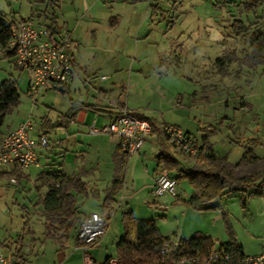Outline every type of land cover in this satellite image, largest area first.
I'll return each mask as SVG.
<instances>
[{
  "label": "rangeland",
  "instance_id": "rangeland-1",
  "mask_svg": "<svg viewBox=\"0 0 264 264\" xmlns=\"http://www.w3.org/2000/svg\"><path fill=\"white\" fill-rule=\"evenodd\" d=\"M247 4L253 7L249 12L244 10ZM41 6L35 0H0V12L17 17L29 16L31 9L36 12ZM54 12L70 30L76 28L75 54L90 84L115 85V92L124 85L121 100L129 97L144 114L176 124L198 138L203 127L214 126L208 139L215 152L232 163L240 159L246 138L264 142V61L253 66L239 62L250 51L248 33L237 34L233 25L235 19L245 25L248 20L264 25V0H58ZM122 41L125 47L120 49ZM228 52H234V61L218 66L216 59ZM3 53L0 50V82L15 78L19 100L5 114L2 128L22 119L36 122L47 113V106L59 110L67 103L68 95L58 92L40 95L36 103L25 96L29 73L15 68ZM102 75L106 79L100 80ZM252 149L264 156V145ZM183 157L190 163V157ZM185 185L186 181H179L176 192L183 194ZM137 198L133 203H138ZM10 200V194L0 198V252L1 242L9 240L21 224L20 210ZM212 204L217 207L197 211L199 215L194 212L195 217L180 216L172 208L167 223H162L158 205L151 206L156 212L151 208L138 214L153 219L161 232L175 226V217L185 225L194 222L218 241L227 240L228 222L245 254L264 253V192L247 197L244 206L240 194L223 196ZM116 218L120 223V216ZM110 248L115 256V248Z\"/></svg>",
  "mask_w": 264,
  "mask_h": 264
},
{
  "label": "crops",
  "instance_id": "crops-1",
  "mask_svg": "<svg viewBox=\"0 0 264 264\" xmlns=\"http://www.w3.org/2000/svg\"><path fill=\"white\" fill-rule=\"evenodd\" d=\"M49 1L52 3V7L48 6L47 1H45L41 2L42 6L40 8L35 9L36 12L31 9L34 14L33 18L40 24H45L44 14L48 16L53 14L57 28L68 30L72 41L71 53L75 73L71 83L63 91H59L58 88L47 87L36 97L35 101L40 95L46 96L53 92L67 94V103L59 110L50 105L47 106V113L41 115L38 121H33L34 124L30 119H22L13 127L2 128L0 126L1 134L7 130L17 128L22 122L29 121L31 128L27 133L30 138L34 139L40 134H44L49 140L48 146L36 147L35 152L38 156L36 164L23 169L0 168V198L10 194V201L18 206L21 219V224L16 233L9 240L1 242L2 252H0V255L10 256L21 264H83V249L77 239L80 222L92 212H101V204L106 192L114 179L118 178L122 181V188L115 195L110 222L104 234L87 249V253L96 262L103 264L109 257L116 258L110 251V247L115 248L122 234V215L125 211H132L136 218H144L139 216L138 210L143 213V211L146 212L154 208V212H156V208L151 206L158 205L163 210V213L159 216L162 223L168 222L167 215H169L168 213L172 208L177 209L180 216L183 217L187 215L195 217L198 212L202 211L184 206L180 201V199L188 198L193 192L187 180L182 179L187 182L186 187L181 190L183 194L176 192L175 195L166 193L156 196L153 193L155 176L161 171V164L157 162V155L162 149L173 154L181 166L191 165L194 158L190 157L189 160L191 161L187 163V159L174 146H171L169 141H165V145L162 146L160 137L156 132H152L144 140L139 151L127 158L125 168H122L119 137L105 132L91 133L89 131L90 127L101 128L109 124L117 117L118 108L124 106L130 112L137 111L145 117L156 120L159 125L172 123L159 122L155 117L144 114L140 108L130 102L129 97L124 101L121 100L124 85L115 92V89H113L115 85L111 87L109 85L104 86V84L100 86L90 84L86 68L81 66L75 54L78 51L79 43V36L75 32L76 28L70 30L71 27L68 26L66 20H60L54 12V7L58 6V0ZM94 3L96 5V2ZM87 5V2H84V9L89 11ZM50 8L52 9L50 10ZM6 15L11 21L30 16L17 17L11 13ZM37 15L40 16L37 17ZM123 47H125V44L122 41L119 48L123 49ZM0 50L2 49L0 48ZM3 54L2 56L12 62V56ZM104 79H106V76L100 80ZM28 81L29 75L25 84V96H27ZM87 86L91 89H88ZM111 101H115L116 105H112ZM172 125L177 126L176 124ZM185 132L196 137L198 144H200V139L195 134L189 131ZM58 173L63 174L66 178L77 179L82 183V191L74 187L68 189L74 197L76 211L74 225L66 235H63L62 229L56 223L52 225L55 227L54 232L46 229V225H49L50 222L43 215L41 201L47 190L44 184H40L42 177ZM172 173V175H175L174 172ZM11 179H15V181H11ZM179 181L176 182V185ZM10 189L11 193L9 192ZM129 189L130 191L134 189L135 192L130 194ZM120 192L121 196L118 198ZM136 197H138V203H133ZM93 199L98 202L96 204L92 203ZM123 202H125L124 205ZM117 216H120V223L119 220L117 221ZM175 218L177 219L175 226L166 232H161L157 226L161 234L167 236L170 241L175 242L180 238L187 239L195 232L211 236L208 230L200 228L201 226H198V224L189 221L185 225V223L178 221V217ZM114 219H116L117 226L113 230L112 222ZM212 239L215 241L212 246L213 249H216L219 243L226 241H218L213 237Z\"/></svg>",
  "mask_w": 264,
  "mask_h": 264
},
{
  "label": "trees",
  "instance_id": "trees-1",
  "mask_svg": "<svg viewBox=\"0 0 264 264\" xmlns=\"http://www.w3.org/2000/svg\"><path fill=\"white\" fill-rule=\"evenodd\" d=\"M36 2L49 0H35ZM253 9L252 5L244 7L245 12ZM44 14V13H43ZM40 15H37L39 17ZM31 11L29 18H33ZM260 18V17H257ZM44 23L51 30L57 28L56 19L53 14H44ZM234 27L237 34L248 33L249 53L240 63L250 66L264 61V25H258L257 21H247L246 25L240 19L234 20ZM12 21L4 13L0 12V48L4 50L10 38V26ZM5 55L11 56L9 53ZM234 52H228L216 59L218 66L228 65L234 61ZM238 60V58H237ZM13 65L15 66L13 60ZM16 67V66H15ZM18 68V67H16ZM19 69V68H18ZM21 70V69H20ZM19 92L16 79L9 76L0 82V126L3 123L5 114L11 107L17 104ZM132 114L147 119L152 132H156L160 137L161 145L168 141L162 125L151 118L141 115L139 112ZM211 126V125H210ZM200 136V144L196 154H188L179 151L182 155L194 158L191 165L181 166L180 162L165 149L157 155V162L161 164V170H166L178 182L187 180L193 192L186 199H180L182 204L196 210L214 209L216 204H212L215 199L223 196L241 195L242 205H245L246 198L253 195H261L264 192V156L254 153L252 147L264 145L259 137L245 139V150L240 159L232 163L226 156L218 155L209 141V135L215 131V127H204ZM171 146H174L171 143ZM175 147V146H174ZM174 172L175 175H172ZM40 184L47 187L42 197L43 215L50 222L46 229L55 231L53 224H57L62 229L63 235L73 227L75 222L74 197L68 191L69 188H76L82 191V183L77 179L66 178L63 174L45 175ZM122 188V181L114 179L106 196L101 204V212L110 211L114 208L115 195ZM228 239L221 242L215 249L218 253H227V261L209 256V251L215 241L209 235L195 232L191 237L177 240V245L168 248L167 253H162V248L170 242L167 236L159 231L155 221L150 218H136L132 211L127 210L122 215V234L115 245V257L117 264H179L180 257H197L199 263L191 264H241L245 255L241 245L237 242L231 225L225 223ZM190 264V263H186Z\"/></svg>",
  "mask_w": 264,
  "mask_h": 264
},
{
  "label": "built area",
  "instance_id": "built-area-1",
  "mask_svg": "<svg viewBox=\"0 0 264 264\" xmlns=\"http://www.w3.org/2000/svg\"><path fill=\"white\" fill-rule=\"evenodd\" d=\"M72 41L66 28L51 31L45 24H40L34 18H21L12 21L10 38L4 48L9 53L16 67L29 73L26 94L34 102L37 95L45 88H67L74 77L72 60ZM104 78V76H101ZM116 105L115 101H111ZM29 121L20 123L17 128L0 134V168L23 169L38 162L36 147H46L49 140L44 134L37 138H30ZM162 129L170 143L179 151L196 154L198 142L196 137L172 124H162ZM91 133H111L119 137V150L122 155V168L129 156L139 151L144 140L151 135L150 122L132 114L126 106L118 108V115L101 128L90 127ZM15 181V179H11ZM153 193L175 195L176 180L167 171L161 170L155 176ZM113 211L92 212L79 225L77 239L83 249V264H100L88 253L87 249L95 243L105 232ZM177 245V241L168 242L162 253ZM209 256L227 261V253L220 254L211 247ZM199 263L197 257H180L179 264ZM0 264H21L10 256L0 255ZM103 264H117V259L109 257ZM206 264V261L203 262ZM241 264H264V253L244 255Z\"/></svg>",
  "mask_w": 264,
  "mask_h": 264
},
{
  "label": "water",
  "instance_id": "water-1",
  "mask_svg": "<svg viewBox=\"0 0 264 264\" xmlns=\"http://www.w3.org/2000/svg\"><path fill=\"white\" fill-rule=\"evenodd\" d=\"M58 90H59V91H63V88H62V87H58Z\"/></svg>",
  "mask_w": 264,
  "mask_h": 264
}]
</instances>
